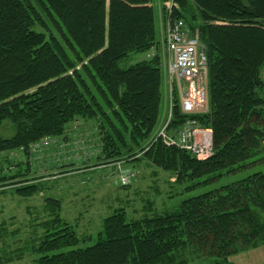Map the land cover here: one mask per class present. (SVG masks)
I'll return each instance as SVG.
<instances>
[{"label":"trees","instance_id":"1","mask_svg":"<svg viewBox=\"0 0 264 264\" xmlns=\"http://www.w3.org/2000/svg\"><path fill=\"white\" fill-rule=\"evenodd\" d=\"M34 2L60 39L32 0H0V125L9 120L15 129L11 138L0 137V152H27L41 138L63 135L74 120L97 119L106 159L138 148L135 162L145 160L193 190L218 183L264 149V0ZM157 2L163 13L171 10L167 21L182 19L207 47L209 110L191 117L212 132L213 153L203 160L160 139L142 148L160 116L159 52L118 67L131 53L157 49ZM182 121L175 106L171 124ZM35 187L17 193L32 196ZM206 189L171 211L133 222L118 209L104 219L92 246L43 255L34 264H178L192 247L228 264L238 251L264 243V171ZM45 204L52 219L35 251L77 247L83 240L60 218L59 201Z\"/></svg>","mask_w":264,"mask_h":264},{"label":"rangeland","instance_id":"2","mask_svg":"<svg viewBox=\"0 0 264 264\" xmlns=\"http://www.w3.org/2000/svg\"><path fill=\"white\" fill-rule=\"evenodd\" d=\"M32 2L36 6L34 0ZM37 9L49 32L60 39L42 10ZM161 27L156 15L157 49L154 47L142 54L131 53L118 63L120 69H127L158 52L161 57V72L164 75L161 101L164 103L161 102L157 127L142 148L151 146L156 140L168 120L170 105L175 104L178 96L166 72ZM35 30L46 32L38 25ZM66 49L73 59L74 52ZM260 75L264 76V68ZM14 132L9 120L1 123V138H11ZM122 132L129 143L128 133ZM102 145L97 119L79 118L66 127L63 135L41 138L32 143L27 152L22 148L0 152V264H34L43 255L51 256L92 246L103 231L104 219L118 209L124 210L127 222L160 215L171 211L183 200L207 191V187L229 184L264 171L263 149L218 183L186 190L190 183H176L173 174L145 160L135 162V159L141 158L138 148L131 153L125 149L119 157L106 159L102 154ZM125 172L131 173L132 179L127 185H122L121 177ZM26 185L36 186V193L32 196L19 195L17 190ZM47 198L59 201L60 218L74 226L80 240H83L77 247L48 254L35 251L46 234L44 224L52 219L50 211L46 209ZM178 260V264H215L214 258L193 247L187 249L184 256L180 254ZM228 262L264 264V243L238 251L229 257Z\"/></svg>","mask_w":264,"mask_h":264},{"label":"built area","instance_id":"3","mask_svg":"<svg viewBox=\"0 0 264 264\" xmlns=\"http://www.w3.org/2000/svg\"><path fill=\"white\" fill-rule=\"evenodd\" d=\"M167 6L171 8V4ZM166 13L169 17L171 10ZM164 44L168 79L178 96L175 104L170 105L168 120L156 140L159 138L163 144L175 146L197 159H206L213 153L212 132L200 127L191 117L209 110L207 47L200 40L198 30L193 31L182 19L167 21ZM261 79L264 81V76ZM175 106L184 120L177 127L171 124ZM123 175L121 184L127 185L131 173Z\"/></svg>","mask_w":264,"mask_h":264},{"label":"crops","instance_id":"4","mask_svg":"<svg viewBox=\"0 0 264 264\" xmlns=\"http://www.w3.org/2000/svg\"><path fill=\"white\" fill-rule=\"evenodd\" d=\"M164 5H167L166 3ZM157 7L158 9L156 10V15H157V20H159L161 27V32H163V37L165 36V30H166V24H167V19H166V13H163L161 10L162 4L157 2ZM165 24V27H164ZM164 76V75H163ZM164 103V102H162Z\"/></svg>","mask_w":264,"mask_h":264}]
</instances>
